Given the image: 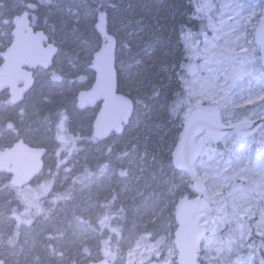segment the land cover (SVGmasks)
<instances>
[{
  "label": "trees",
  "instance_id": "1",
  "mask_svg": "<svg viewBox=\"0 0 264 264\" xmlns=\"http://www.w3.org/2000/svg\"><path fill=\"white\" fill-rule=\"evenodd\" d=\"M207 3L205 0H0V11L7 16L0 54L12 40L14 17L24 11L30 13L34 28L44 30L59 48L50 69L55 72L44 78L42 73L46 71H38L36 83L22 103L11 105L7 92L0 95V149L23 139L31 146L47 150L48 177L44 181L48 192L36 201L43 212L21 223L17 235L13 226L9 235L13 249L43 254L48 264H84L104 256L116 264L126 243L133 236L142 234V237L148 232L168 238L174 250L175 205L180 198L192 196L188 184L175 189L174 196L169 192L187 177L179 166L176 149L186 130L189 112L213 106L225 123L229 118L234 122L260 120L264 115V101L259 105L238 106L239 83L218 103H199L190 95L188 85L199 63L190 56V51L213 27L206 14ZM101 11H107L113 34L125 26L140 29L125 45L117 39L119 91L134 97L135 114L121 136L114 134L104 141L95 140L92 134L97 109L80 111L76 106L78 92L90 88L94 81L89 66L101 45L94 29ZM241 59V56L230 58L232 67L242 70ZM69 106L78 112L76 118L70 116ZM62 120L69 136L65 143L56 137ZM208 139L213 149H219L221 138L208 136ZM136 151L139 156L145 155L147 181L144 186L133 185V189L126 190L123 179L133 169L129 161ZM196 170L199 173L197 164ZM107 175L111 176L106 178ZM112 184L114 192H108L102 202L97 196H103L104 189ZM17 191L10 186L9 177L1 174L0 205L11 201L10 205L22 206L24 202L14 195ZM90 199L99 200L98 212L105 221L90 225L80 218L79 213ZM164 201L168 204L162 209ZM141 211L151 215L143 226L136 214ZM22 227L29 231L28 235H22L23 230L19 231ZM80 229L88 238L82 243L78 241L75 247H67ZM203 253L201 250V264ZM177 259L178 254L174 264H178ZM223 262L243 264V259ZM254 262L259 264L258 260Z\"/></svg>",
  "mask_w": 264,
  "mask_h": 264
},
{
  "label": "rangeland",
  "instance_id": "2",
  "mask_svg": "<svg viewBox=\"0 0 264 264\" xmlns=\"http://www.w3.org/2000/svg\"><path fill=\"white\" fill-rule=\"evenodd\" d=\"M205 1L208 2L206 14L212 19L213 27L205 38L193 44L190 51V56L199 60L197 73L188 85L190 95L196 97L199 103H218L239 83L241 95L238 106L259 105L264 101V70L259 68L262 66L260 55H257L258 47L254 43V31L264 13L263 1ZM6 20V14L0 11V40H3L2 35L6 30ZM139 30L125 26L116 29L114 34L121 44L125 45L130 37L140 32ZM229 56L242 57V70L232 67ZM52 72L55 70L42 73V77L46 78ZM234 74H237V77H233ZM69 114L76 118L78 112L69 106ZM63 120L58 125L56 137L65 143L69 136L65 132ZM260 120L261 125L253 136L240 140L236 135L228 134L219 140V149L212 148L211 139H208L207 135L198 139L203 146L197 162L198 179L205 183L209 208L201 214V226L206 229L200 249L204 252V264H233L223 261L235 262L240 259H243V264H254L255 260L264 264V115ZM226 123H234V120L229 118ZM138 153L136 151L132 155L129 163L133 169L129 177L123 179V188L126 190L131 189L133 185L144 186L147 181L145 155L139 156ZM176 154L180 162L182 141L176 149ZM46 171L32 184L14 192V195L24 202L22 206L16 203L10 205L11 201L0 205V258L8 264H48L45 263L47 259L43 254L39 255L31 249L21 253L20 249H13V244L9 241L13 226L17 235L21 223H27L31 217L39 216L43 212L36 201L38 197H45L48 192L44 181V178L48 177ZM110 176L107 175L106 178ZM188 180V176L185 180L180 179L175 188L169 189L172 196L179 186L189 184ZM114 190V184L107 186L103 196L97 197L105 202L108 192ZM98 202L97 199H90L89 204L79 213L86 224L94 225L95 221H105L104 215L98 212ZM167 204L168 201H164L162 209ZM7 212L9 215L6 216ZM136 214L137 221L142 226L151 216L148 211ZM19 231L23 232V236L29 233L24 227ZM141 235L133 236L126 243L116 264H174L178 254L174 243L175 251L169 239L164 236H153L148 232L142 237ZM87 238L86 232L80 229L78 233L73 234V239L67 247H75L78 241L82 243ZM59 247L58 244L56 250ZM80 260L84 261L82 258Z\"/></svg>",
  "mask_w": 264,
  "mask_h": 264
},
{
  "label": "water",
  "instance_id": "3",
  "mask_svg": "<svg viewBox=\"0 0 264 264\" xmlns=\"http://www.w3.org/2000/svg\"><path fill=\"white\" fill-rule=\"evenodd\" d=\"M94 29L101 39L89 66L94 72V81L90 88L78 92L76 106L81 111L97 108L92 134L95 140L104 141L114 134L121 136L124 133L135 114L136 104L133 98L119 91L118 42L109 30L107 11L97 15ZM11 36L9 46L0 54V95L7 91L10 104L18 105L34 87L36 72L47 71L53 66L59 48L44 30L34 28L27 11L14 17ZM254 43L264 70V13L255 28ZM260 125L261 120L255 119L225 124L220 111L213 106L194 108L188 115L179 166L188 176L192 196L182 197L175 205L174 244L178 264H201L200 249L206 236V229L201 226V214L207 209L206 186L198 179L196 170L203 149L198 139L206 133L213 138L234 134L244 140L253 136ZM46 154V148L31 146L19 139L12 146L0 150V174L10 176L11 187H26L44 172ZM0 264L7 263L0 258ZM88 264L111 262L102 259Z\"/></svg>",
  "mask_w": 264,
  "mask_h": 264
},
{
  "label": "flooded vegetation",
  "instance_id": "4",
  "mask_svg": "<svg viewBox=\"0 0 264 264\" xmlns=\"http://www.w3.org/2000/svg\"><path fill=\"white\" fill-rule=\"evenodd\" d=\"M8 101H9V95H8ZM16 142V141H15ZM13 145V144H12ZM7 175V174H6ZM8 177H9V181H10V176L9 175H7ZM105 258H102V259H108V258H106V256H104ZM102 259H99V260H102ZM109 260V259H108ZM110 261V260H109ZM111 262V261H110ZM112 264V263H111Z\"/></svg>",
  "mask_w": 264,
  "mask_h": 264
}]
</instances>
